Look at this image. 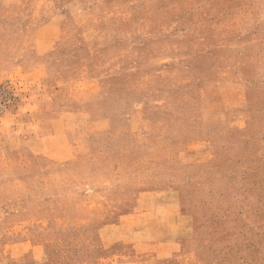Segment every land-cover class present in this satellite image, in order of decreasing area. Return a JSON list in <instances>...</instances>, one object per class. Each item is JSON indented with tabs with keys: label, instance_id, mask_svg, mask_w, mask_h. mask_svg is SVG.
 <instances>
[{
	"label": "rangeland",
	"instance_id": "rangeland-1",
	"mask_svg": "<svg viewBox=\"0 0 264 264\" xmlns=\"http://www.w3.org/2000/svg\"><path fill=\"white\" fill-rule=\"evenodd\" d=\"M0 264H264V0H0Z\"/></svg>",
	"mask_w": 264,
	"mask_h": 264
},
{
	"label": "crops",
	"instance_id": "crops-1",
	"mask_svg": "<svg viewBox=\"0 0 264 264\" xmlns=\"http://www.w3.org/2000/svg\"><path fill=\"white\" fill-rule=\"evenodd\" d=\"M146 211V212H145ZM151 211H149V210H143L142 211V215H143V217H149L150 215H151ZM133 230V229H132ZM134 231V230H133ZM135 232V234H137V232L136 231H134Z\"/></svg>",
	"mask_w": 264,
	"mask_h": 264
}]
</instances>
